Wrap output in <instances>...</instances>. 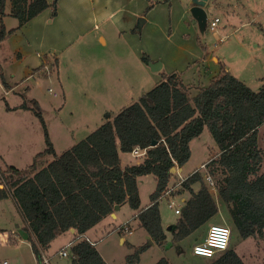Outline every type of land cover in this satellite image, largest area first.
<instances>
[{
  "label": "rangeland",
  "instance_id": "1",
  "mask_svg": "<svg viewBox=\"0 0 264 264\" xmlns=\"http://www.w3.org/2000/svg\"><path fill=\"white\" fill-rule=\"evenodd\" d=\"M47 1L50 7L21 29H16L20 24L10 15L11 0L6 1L4 24L8 30H16L7 33L0 42V179L8 166L26 169L36 162L40 169L54 159L53 155L37 156L46 148L44 133L39 117L19 107L24 102L30 106L38 102L55 151L60 155L107 120H114L126 105L137 102L164 74L173 70L169 64L179 70L191 64L193 67L187 74L195 84H209L214 73L199 62L201 59L196 57L199 49L211 56H225L222 61L231 67L232 74L245 80L252 90L259 91L262 87L264 0H208L207 21L215 17L221 20L215 32L200 29L191 14L192 0ZM117 7L122 11L115 24L109 21L94 26L88 22L92 14L99 15L108 8L114 11ZM142 18L146 21L141 26ZM216 32L218 36L214 35ZM220 38L224 41L218 43ZM56 59L58 68L54 66ZM157 62L164 66L154 72L151 64ZM210 66L213 67L212 62ZM40 67H43L42 73L34 72ZM44 72L49 75L41 76ZM188 75L185 80L192 81ZM258 140L264 150V124L259 128ZM215 141L205 128L191 142V159L181 172L176 167L172 186L219 153ZM121 156L123 166L139 163L144 158L127 153ZM202 171L219 202L215 177L208 174L209 170ZM208 175L213 177V185ZM155 177L147 175L138 179L140 208L150 204V195L157 188ZM1 186L5 187V183ZM199 188V183L194 185L195 190ZM189 196L185 193L170 200L161 198L160 211L167 234L164 245H149L147 231L136 219L137 210L126 203L115 211L116 219L109 216L95 229L93 236L98 241V250L108 264H126L137 250L139 261L136 264H156L161 258L171 264H211L214 258L194 254V246L207 234L206 226L178 243L173 241L170 228L180 215L175 213V208L182 207L184 198ZM170 204L174 208H170ZM230 216L225 205L219 203V213L212 224L230 227L233 233L230 248L236 250L246 264H264V241L242 238L234 232ZM131 218L134 221L128 227L132 233L123 232L126 244H120L119 229ZM18 226H24V219L14 200L0 201V264L5 261L34 264L30 241L16 234ZM4 234H13L14 240H3ZM75 237L66 232L53 240L52 249L47 253L52 264H71V254L60 257L58 253L65 242Z\"/></svg>",
  "mask_w": 264,
  "mask_h": 264
},
{
  "label": "trees",
  "instance_id": "2",
  "mask_svg": "<svg viewBox=\"0 0 264 264\" xmlns=\"http://www.w3.org/2000/svg\"><path fill=\"white\" fill-rule=\"evenodd\" d=\"M6 1L0 0V42L7 33L23 28L50 7L47 0H11L10 15L20 25L8 30L3 20ZM58 63L56 59V68ZM42 70L43 67L35 68L34 72ZM262 80L260 90L254 91L224 67L209 86L198 88L194 94L180 73L163 75L137 102L122 108L114 120H107L60 155L38 102L34 101V106L21 104L19 107L33 111L42 125L46 148L37 156L53 155L54 159L41 169L36 162L26 169L8 166L0 179V185L5 183V187H0V201L14 199L38 264H46L43 253L55 238L72 229H76L77 236L86 234L114 214L117 205L126 203L138 210L136 219L153 242L164 245L167 234L160 211L161 196L172 186L176 175L172 168L188 163L191 142L205 128L216 140L219 153L206 163L205 169L192 173L179 186L177 196H190L182 205L177 223L170 228L173 241L180 242L214 220L219 203L231 215L234 232L244 239L264 241V150L258 140L259 128L264 124ZM154 142L157 144L152 146ZM136 147L148 148L146 157L123 166L121 153L131 154ZM202 170H209L208 174L215 177L219 202ZM147 175L156 176L157 188L150 195V204L140 209L138 179ZM197 183L199 190L194 189ZM132 221L127 222L129 227ZM97 249L88 241L77 239L70 248L72 264H107ZM138 261L137 250L126 264ZM156 264L171 263L161 258ZM211 264L246 263L229 247Z\"/></svg>",
  "mask_w": 264,
  "mask_h": 264
},
{
  "label": "built area",
  "instance_id": "3",
  "mask_svg": "<svg viewBox=\"0 0 264 264\" xmlns=\"http://www.w3.org/2000/svg\"><path fill=\"white\" fill-rule=\"evenodd\" d=\"M221 22V20L219 18H213L209 21H207V28L212 31L215 32L218 28L219 23ZM224 39L220 38L218 43L223 42ZM49 91L52 93V90L49 89ZM55 96L57 95L56 93L54 94ZM147 151L148 148L145 149H141L140 147H136L133 151H132V156L135 158H139V157H146L147 155ZM202 168H205V165L202 166ZM213 177L208 175V180L211 181V185H213ZM186 179H182L181 181H179L176 186H171L162 196L161 198H167L168 200L174 198L179 189V186L183 183V181H185ZM170 208H174L172 204L169 205ZM181 208L180 206L175 208V213L180 214L181 213ZM123 229L121 232H125V231H129V233H132L131 229H129L127 223L122 226ZM121 229V227H120ZM208 234L206 235V237L204 238V240L202 242H199L198 244H196L194 246V254L198 255V256H202V257H206V258H215L217 255H219L220 253L226 251L229 247H230V241L232 238V231L230 229L229 226L227 225H222V224H212L207 232ZM80 238H82L83 240L88 241L92 246H96L97 242L92 241L91 239H89L87 237V235L83 234L80 235ZM72 247V243L67 245L66 250H64L62 252V256L63 257H67L70 255L69 251L67 249L70 250V248ZM4 264H8V262L6 261Z\"/></svg>",
  "mask_w": 264,
  "mask_h": 264
},
{
  "label": "crops",
  "instance_id": "4",
  "mask_svg": "<svg viewBox=\"0 0 264 264\" xmlns=\"http://www.w3.org/2000/svg\"><path fill=\"white\" fill-rule=\"evenodd\" d=\"M208 1V0H207ZM207 3V2H206ZM205 9H206V6H205ZM215 18H218V17H215ZM197 22V21H196ZM215 36H218V33L216 32L215 34H214ZM222 37V36H221ZM202 48H204L205 50L207 49L206 48V46L204 47V45H202ZM196 57H198L199 59H201V61H199V62H201L202 64H205L206 65V69H212V73H214L213 74V76L210 78V81L213 79V78H215V77H217L219 74H220V72H221V69L222 68H224V67H226V69L228 70V71H230V66L229 65H227L226 64V62L223 60L222 61V59L223 58H226L225 56H222V58L221 57H217V56H214V55H210L209 53H207V52H202L201 51V49H199V51L197 50V55H196ZM213 63V67L212 66H210V63ZM163 65V64H162ZM170 65V67H171V69H173L172 71H170L168 74H170V73H172V72H178V73H180V76H181V79H182V81H183V83L185 84V85H187L188 87H190L191 88V91H192V93H194V92H196L197 91V89L198 88H201V87H206V86H209V84H207V85H197V84H195V82H194V79L193 78H191L190 77V75H188L187 74V71L191 68V67H193L191 64H187L186 66H184L183 68H180V70L178 69V68H175L176 67V65H173V64H169ZM164 66V65H163ZM162 66V67H163ZM218 67H220V68H218ZM175 68V69H174ZM220 69V70H219ZM231 72V71H230ZM232 73V72H231ZM164 75H167V74H164ZM185 75H188L189 76V79L191 78V79H193L192 81H190V80H185ZM201 76H203L202 74H201ZM239 79H241V77H239ZM161 80V79H160ZM245 81V80H244ZM210 83V82H209ZM246 83V82H245ZM145 94V93H144ZM207 162H205V163H203V164H206ZM203 164L201 165V168H202V166H203ZM205 168H206V165H205ZM205 168H203V169H205ZM39 169V168H38ZM41 169V168H40ZM200 168H198V169H196L195 171H194V173L196 172V171H198ZM179 171L181 172L182 171V168H180L179 169ZM191 175V174H190ZM0 187H2L1 185H0ZM11 198V197H10ZM189 198V197H188ZM188 198H184V202L186 201V199H188ZM13 199V198H12ZM14 200V199H13ZM2 201V200H1ZM15 202V201H14ZM16 204V203H15ZM149 205V204H148ZM147 205V206H148ZM17 206V205H16ZM147 206H145V208L147 207ZM120 209H121V207H120ZM119 209V210H120ZM140 209H144V208H140ZM137 212H138V210H137ZM139 213V212H138ZM115 215H111V217L112 218H114V219H116L118 216H117V213H114ZM137 215V214H136ZM106 220V219H105ZM105 220H103L101 223H99L97 226H95L93 229H91L89 232H87L85 235H87V237L89 238V239H91L92 241H94V242H97V244H96V248H97V245H98V241H97V239H94V231H96L95 229L100 225V224H102ZM130 220H132V218L130 219ZM212 221L213 220H211V221H209L208 223H206L204 226H206L207 228H206V231L208 232V230H209V228H210V226L212 225ZM162 222H163V217H162ZM24 226H25V222H24ZM20 227V226H18V232H16V234L17 233H19V231L21 230V229H23V228H25V227ZM163 226H164V222H163ZM165 227V226H164ZM120 230V229H119ZM132 230V229H131ZM68 232H70L71 234H73L74 236H76L75 238H74V240H68L67 242H65V244L62 246V248H61V250L59 251V256L60 257H63L62 256V252L64 251V250H66V248H67V245L68 244H70V243H72V245L74 244V242L77 240V239H82V238H80V236H77V234H76V232H72L71 230L70 231H68ZM206 232V233H207ZM119 233L121 234V237L119 238V243L120 244H126V240H125V238H124V236H123V232H121V230L119 231ZM66 233H64V234H62V235H65ZM147 234V233H146ZM208 234V233H207ZM206 234V235H207ZM11 235V236H10ZM20 235V234H19ZM62 235H60V237L62 236ZM96 235H98V232H97V234ZM147 236H149L148 234H147ZM11 237V238H10ZM206 237V236H205ZM22 238V237H21ZM8 239V241L11 239V241H13L14 240V236H13V234H8V235H6V234H4L3 235V240H7ZM146 239H148L147 237H146ZM100 240H102V238H100ZM53 242V241H52ZM30 244H31V242H30ZM53 243H51V245H52ZM154 244H155V242H154ZM50 245V247L43 253V259H44V262L46 263V264H52V262H51V258H49L48 257V255H47V253H48V251H50L51 249H52V246ZM31 247H32V245H31ZM68 251H69V253H70V250L69 249H67ZM98 250V249H97ZM99 252H100V254H101V256L103 257V259L105 260V262L108 264V262H107V260H106V258L104 257V255L102 254V252L100 251V250H98ZM32 252H33V254H34V264H38V260H37V257H36V255H35V253H34V251H33V249H32ZM67 257H69V256H67ZM6 262V261H5ZM4 262V263H5ZM9 264V263H8ZM71 264H72V262H71Z\"/></svg>",
  "mask_w": 264,
  "mask_h": 264
},
{
  "label": "water",
  "instance_id": "5",
  "mask_svg": "<svg viewBox=\"0 0 264 264\" xmlns=\"http://www.w3.org/2000/svg\"><path fill=\"white\" fill-rule=\"evenodd\" d=\"M206 2L207 0H192V7H191V14L194 17V19L197 21L200 29L205 30L207 28V11L205 9L206 6ZM146 20L144 18L141 19V26L143 25V23ZM162 63L161 62H157V63H153L151 64V68L152 71L157 72L160 71L162 69ZM157 143L154 142L152 144V146H155ZM172 172H176V168H172ZM120 209V206H116L115 210L118 211ZM115 215V214H112ZM76 229H72V232H75ZM19 234L21 235V237L24 240H28L29 239V235L28 233H26L23 229H21L19 231ZM148 240H149V245H153L154 242L153 240L150 238V236H147Z\"/></svg>",
  "mask_w": 264,
  "mask_h": 264
},
{
  "label": "clouds",
  "instance_id": "6",
  "mask_svg": "<svg viewBox=\"0 0 264 264\" xmlns=\"http://www.w3.org/2000/svg\"><path fill=\"white\" fill-rule=\"evenodd\" d=\"M122 11L121 8L117 7L116 10H112L111 8H108L106 10H102L99 15L92 14L89 17V23L93 24L94 26H99L100 24L107 23L111 21L113 24L117 22V17L119 13Z\"/></svg>",
  "mask_w": 264,
  "mask_h": 264
}]
</instances>
